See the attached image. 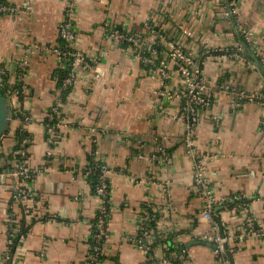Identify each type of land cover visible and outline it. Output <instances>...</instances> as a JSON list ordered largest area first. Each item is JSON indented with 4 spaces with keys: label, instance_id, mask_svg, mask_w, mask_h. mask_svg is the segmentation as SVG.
Here are the masks:
<instances>
[{
    "label": "crops",
    "instance_id": "obj_1",
    "mask_svg": "<svg viewBox=\"0 0 264 264\" xmlns=\"http://www.w3.org/2000/svg\"><path fill=\"white\" fill-rule=\"evenodd\" d=\"M0 3L17 7L0 13V66L16 81V66L25 62L21 112L28 116L12 117L0 154H9L23 128L27 164L36 172L18 200L11 174L0 184V264L86 263L103 206L81 170L94 159L110 168L102 264H165L168 255L167 264H223L214 241L220 223L232 255L224 251L227 264H264V75L242 46L264 61V0ZM70 3L74 46L98 60L101 74L78 70L64 89L66 66L51 49L61 42ZM113 28L138 33L141 45L185 48L212 81L211 103L197 109L194 129L203 174L215 200H223L210 213L190 172L183 102L158 100L161 76L132 55L130 43L111 37ZM169 68L167 86L176 88L183 75ZM241 92L260 97L250 101ZM54 106L64 118L49 132ZM144 209L157 217L159 244L150 259L137 242ZM248 217L262 233L248 230Z\"/></svg>",
    "mask_w": 264,
    "mask_h": 264
},
{
    "label": "built area",
    "instance_id": "obj_2",
    "mask_svg": "<svg viewBox=\"0 0 264 264\" xmlns=\"http://www.w3.org/2000/svg\"><path fill=\"white\" fill-rule=\"evenodd\" d=\"M17 7L9 4L0 3V13L15 14ZM73 6L70 3L67 11L66 18L60 24L59 37L61 42L59 45L53 47L51 50L56 52L58 58L65 64L66 73L61 79V85L64 89L69 88L77 77L78 70H90L93 71L94 76H99L101 70L98 66V60L93 57L87 56L82 50L74 46L75 29L72 22ZM111 37L119 38L125 42L130 43L132 46V55L149 64L151 71L161 76L163 87L158 90V100L166 98L167 100H181L183 102L182 118L186 120V132L185 143L188 149V153L193 162V166L190 170L191 175L194 178L197 185V193L200 198L205 202V212L210 213L211 209L215 205H221L223 200L217 201L213 197L209 188V182L203 174L200 155L195 145L194 129L197 122V109L202 106L210 105L212 95L215 91V87L210 79H206L201 76L202 69L195 63L193 55L181 46H177L170 42L172 48L170 50H158L153 44L141 45L142 37L138 33L129 34L120 28H113L109 31ZM160 40L168 44V40L163 34H159ZM162 56H157L158 54ZM169 63L174 65V68L183 75V82L176 88H169L167 82L171 78V70ZM25 66L24 61H20L17 64V80L13 81L10 77V70L7 66H0V89L7 96L10 101L13 116H23V120L27 121L28 116L24 113L20 114L23 109V98L26 90V84L22 82L23 68ZM229 90L228 87L225 88ZM244 97L250 101H254L260 97L256 93H244L241 92ZM64 118V115L58 112V109L54 106L53 113L47 119V127L53 132L58 127H61L60 119ZM24 129L19 130L16 145L10 150L9 154L14 157L13 168L10 172H4L6 175L11 174L15 181L18 190V195L14 200H18L19 196H27L26 184L35 175V170H31L27 164V144L29 143V137L24 136ZM166 155V152L163 154ZM82 173L87 184L91 190L101 195L103 198V206L101 210L95 216L92 225L91 244L87 255L85 264H102L103 263V241L106 234V217L108 214V195L110 193V181L108 174L110 168L103 162L93 160L81 167ZM95 173L97 175L95 183L89 181L90 174ZM21 197V196H20ZM239 199L240 196H236ZM13 200V201H14ZM156 214L152 213L149 209H144L140 219V234L137 240L138 246L145 252L146 259L153 257L154 245L159 244V236L156 228ZM246 226L250 232H260V228L254 226L253 220L248 217ZM10 230V236L13 235V224L8 223ZM225 237L222 238L220 234H216L214 241L216 243V252L223 260V264H227V259L223 256L225 251L223 243ZM179 257H183L184 254H177ZM170 256L163 258V263H169Z\"/></svg>",
    "mask_w": 264,
    "mask_h": 264
},
{
    "label": "water",
    "instance_id": "obj_3",
    "mask_svg": "<svg viewBox=\"0 0 264 264\" xmlns=\"http://www.w3.org/2000/svg\"><path fill=\"white\" fill-rule=\"evenodd\" d=\"M242 46L250 54V56L253 57L254 64L257 70H259V72H261V74L264 75V61L258 58L253 52H250L249 47L244 43V41H242ZM12 117H13V112L10 101L8 100L4 92L0 89V152H1L2 138L9 129ZM6 179H7V175L3 172L2 168L0 167V184L4 183ZM218 221L219 223L221 222L219 218ZM220 234L222 238L225 237V233L223 231V226L221 225V223H220ZM223 246L226 251V254L232 260V255L228 250L227 241L223 243Z\"/></svg>",
    "mask_w": 264,
    "mask_h": 264
},
{
    "label": "trees",
    "instance_id": "obj_4",
    "mask_svg": "<svg viewBox=\"0 0 264 264\" xmlns=\"http://www.w3.org/2000/svg\"><path fill=\"white\" fill-rule=\"evenodd\" d=\"M154 28H155V27H154ZM155 29L158 31L157 28H155ZM157 48H158V50L161 51L162 46H159V45H158ZM164 48H165V50H167L166 46H164ZM22 113H23V112L20 111V114H22ZM23 134H24V131H23ZM18 135H19V132H18ZM24 136H26V135H24ZM27 145H28V144H27ZM0 157H3V159H5V163H4V165H3L2 170H3L4 172H10L11 169L13 168L14 157H13L11 154H8L7 156H3L2 154H0ZM96 178H97V175H96L95 173H92V174H90V176H89V181H90L91 183H95ZM15 189H16V190H14V191H15V192H14V195L17 196V195H18L17 187H16ZM20 196H22V195H20Z\"/></svg>",
    "mask_w": 264,
    "mask_h": 264
}]
</instances>
